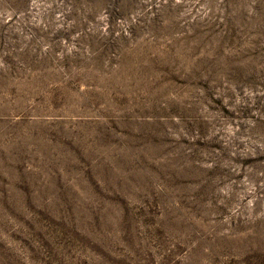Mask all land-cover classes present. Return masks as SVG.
Segmentation results:
<instances>
[{"label":"rangeland","instance_id":"obj_1","mask_svg":"<svg viewBox=\"0 0 264 264\" xmlns=\"http://www.w3.org/2000/svg\"><path fill=\"white\" fill-rule=\"evenodd\" d=\"M0 264H264V0H0Z\"/></svg>","mask_w":264,"mask_h":264}]
</instances>
